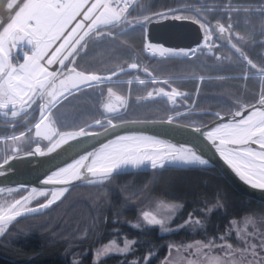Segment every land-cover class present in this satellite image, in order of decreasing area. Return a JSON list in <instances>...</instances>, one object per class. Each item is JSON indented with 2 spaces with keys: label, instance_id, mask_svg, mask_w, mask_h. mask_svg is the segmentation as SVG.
Returning <instances> with one entry per match:
<instances>
[{
  "label": "trees",
  "instance_id": "obj_1",
  "mask_svg": "<svg viewBox=\"0 0 264 264\" xmlns=\"http://www.w3.org/2000/svg\"><path fill=\"white\" fill-rule=\"evenodd\" d=\"M198 2L211 9L201 10L195 16L209 25L214 21L225 26L231 23L232 43H239L235 38L237 34L243 36L247 41L245 54L257 69L264 68V14L254 9L263 7L264 0H137L127 15L138 18L148 14L154 18L173 8L194 15L190 8L183 7ZM101 31L105 35L100 37L94 31L90 33L85 48L70 58L76 69L103 75L136 63L152 76L169 78L172 86L186 92L190 109L181 110L185 103L169 108L163 100L135 101L145 93L147 86L108 82L73 91L53 109L50 117L57 131L77 129L101 119L98 104L106 87L128 99L125 108L110 117L114 123L164 119L185 111V115L175 121L203 125L216 117L215 112L226 114L239 109L240 105H250L264 93V76L262 79L242 77L244 71L255 70L225 46L216 44L211 53L199 50L190 57L151 58L144 53L145 32L139 25L120 22L103 26ZM131 73H122L118 78ZM35 115L36 109L13 122L0 121V136L28 132ZM36 143L30 131V138L16 151L10 152L6 145L4 153L0 145V161ZM24 192L16 190L13 197ZM155 197L183 206L171 214L173 220L167 227L176 228L190 212L203 223L168 233L158 226L147 225L138 211ZM45 198L40 197L30 204H38ZM205 204L213 209L207 215ZM217 204L221 206L217 208ZM233 219L236 223L230 226ZM137 223L139 229L131 226ZM221 235L225 236L224 240L219 239ZM212 238H216L214 244H231L236 248L252 242L259 245L264 240V202L245 196L214 168L122 173L95 185L74 186L45 212L19 218L7 226L5 235L0 237V264H72L74 259L81 260L82 264H125L132 260L144 264L143 258L149 249L153 253L149 264H159L167 252V244L183 245L196 240L206 243ZM128 239L138 241L130 245L128 253L110 252L97 259L96 252L105 245L115 242L116 247H123Z\"/></svg>",
  "mask_w": 264,
  "mask_h": 264
},
{
  "label": "snow or ice",
  "instance_id": "obj_2",
  "mask_svg": "<svg viewBox=\"0 0 264 264\" xmlns=\"http://www.w3.org/2000/svg\"><path fill=\"white\" fill-rule=\"evenodd\" d=\"M19 5L15 7L18 9ZM128 8V0H124V7L120 12H116L106 0H27L23 11L14 15L4 23H0V111L7 116L9 112L12 117L18 115L17 106L21 108L27 106L32 108L37 100L43 101L39 104L40 121L36 123V136L43 137L49 143L47 152L36 149L28 152L27 155L39 154L41 156L56 152L62 145H67L70 141H76L85 137H97L109 132L112 128L122 127L124 122L114 124L112 119H97L88 127L103 129V132H89L85 128H80L78 132H60L54 131L45 124L48 114L61 105L73 91H79L82 87H91L93 84L101 83L111 77H103L95 74L86 75L84 72L77 71L75 67H68L66 61L78 55L87 45L86 39L90 33L100 37L105 35L100 26H107L120 19L121 15ZM14 9V8H13ZM9 9V10H13ZM247 11V10H246ZM264 14V9L259 10ZM167 18L168 13L160 14ZM175 19L186 20L184 16H174ZM145 16V23L149 21ZM196 23L203 30V40L208 43L213 32L218 29L219 36L230 45L243 62L250 67L256 68L253 61L245 54L244 47L247 44L245 38L236 35L239 43H232V24L227 27L217 22L215 26L197 20ZM111 35V33H107ZM149 38V36H148ZM244 41V44H240ZM238 44L240 46H238ZM27 45V50L23 56L13 54V49ZM150 48L159 49L161 56L166 53H182L188 57L194 54L201 45H196L192 49H170L159 44H149ZM209 48L212 47L208 44ZM217 59L221 57L217 56ZM57 64L60 67L56 71H49V66ZM131 67L137 68V64H131ZM67 69V75L64 70ZM123 71V69H121ZM264 72V68L260 69ZM147 72V69H145ZM116 74V73H115ZM113 75V73H112ZM64 76V78H61ZM202 79V78H201ZM58 81V85L55 83ZM165 85L168 81L163 82ZM49 89H52L49 91ZM158 96H165L169 100L179 94L175 88L172 91H165L159 88L156 92ZM153 93L149 92L148 96L152 97ZM182 95V94H179ZM120 99V98H117ZM108 113H115L116 107L109 103L103 106ZM103 115V113H102ZM185 113L176 112L175 116H169L166 121H151V123L175 125V120L182 118ZM219 122L212 126L203 128L195 127L190 129L198 134L204 141V144L197 146L190 142L171 143L161 140L156 135H146L145 133H126L116 135L114 139H108L106 143H101L99 148L93 147L91 151L72 159V162L65 166L58 167L42 181L43 185L51 187H32L30 191L25 186H20L19 191H28V195H21L19 199L0 204V237L5 235L7 226L11 225L17 218L24 217L30 213H38L41 209H49L52 205L61 201L69 192L70 186L76 181H87L89 184L94 183L89 176L100 180L108 179L117 169L125 165L140 167L148 163L152 169H164L167 165H208L209 159L205 158L203 151L212 150L218 154L219 159L234 173L239 181L248 185L252 189L264 191V93L259 97L258 104H250L246 107L239 106V110L231 114V118L224 122V118L219 113L215 114ZM137 121H133L136 123ZM145 123L144 121H138ZM44 125L43 131L41 126ZM23 136V133H21ZM58 137V138H57ZM15 141L16 136L8 137ZM257 145L258 147H253ZM12 157H6L4 164H8ZM3 175V173H0ZM12 192V188H0V192ZM50 197L38 207H29V202L34 197ZM221 205L217 204L219 208ZM182 205H173L172 211L182 208ZM205 215L213 211L204 205ZM142 220L150 226H159L162 232L179 231L191 224H201L202 220L194 219V213L190 212L187 218L182 221L176 228L167 227L173 216L169 214L163 218H157V215L149 211H142ZM236 221L230 220L229 225H234ZM139 229L140 224L131 225ZM208 242L196 240L195 243L182 245L183 248L190 251L195 248L197 253L203 249L213 247L214 240ZM220 240L225 236L221 235ZM138 243L136 240H125L123 247H116L115 242L107 244L103 249L96 252V257L102 254L117 252L128 253L130 245ZM168 250H178L177 245L167 244ZM231 251V244H224ZM252 249L251 255L253 260L247 264H264V256L255 259L257 250H264V240L257 244H249ZM246 251V250H245ZM152 250L145 254L144 264H149ZM72 264H82L81 260L74 259ZM125 264H140L139 260L125 262ZM161 264H173L166 256L162 259ZM187 264H199L195 259L187 260ZM211 264H227V260H220L214 257ZM235 264V262H233Z\"/></svg>",
  "mask_w": 264,
  "mask_h": 264
},
{
  "label": "water",
  "instance_id": "obj_3",
  "mask_svg": "<svg viewBox=\"0 0 264 264\" xmlns=\"http://www.w3.org/2000/svg\"><path fill=\"white\" fill-rule=\"evenodd\" d=\"M217 22L219 21L212 22L210 24V27L215 26ZM212 37L219 45L225 46L235 53V51L231 49L230 45L227 44L225 40L220 38L218 29L215 32H213ZM202 41H203L202 29H200L196 21L191 18H187L186 20L175 19L174 17H167L166 19L165 18L151 19L147 22L146 27H145V42L153 43V44L162 43L164 47L170 48V49H176V50L192 49L196 45H199V44L201 45ZM150 57H153V56H150ZM162 57H185V56L181 54V55H172V56L166 55V56L153 57V58H162ZM68 67L69 68L74 67L71 61L68 63ZM122 69L123 71L119 69V70H115L113 72L106 73L103 75H99L95 73H87V72H84V73L86 75L95 74V75H99L103 77H111L110 79H106L101 83L111 82L115 79V77L119 76L122 73L137 71V70H139L140 72L146 75H151L148 70L147 72H145V69L139 67L138 65H137V68H133L131 67V64H129L128 66ZM76 70L80 71L78 69ZM80 72H83V71H80ZM67 73H68V70L65 69L64 75H67ZM61 78H64V76H61ZM163 82L164 81H160L161 84H164ZM55 83L58 85L59 82L56 81ZM101 83H97V84H101ZM165 86L168 89L166 88L164 89L165 91H168V92L172 91V89L174 88L169 83ZM159 88H156V90L154 91L153 90L147 91L145 94L139 97L138 101L144 102V101H149L153 99H162L167 102V104L169 105V108H172L174 104H170L171 100H169L165 96H158L156 94ZM51 90L52 89H49V91ZM176 90L179 94H182V95L178 94L174 99H179L187 95V93L184 91H179L178 89ZM149 92L153 93L152 97L148 96ZM117 98H120V99H117ZM126 101H127V97L125 95H122L116 92L110 87H106L103 95L100 98V102L98 104V111L101 115V119L102 120L105 118L110 119L111 116L120 113L125 108ZM258 101L259 99L252 104H258ZM42 102L43 101H40V103ZM109 103L113 104L116 107L117 111L115 113H108L107 110L103 107L105 104H109ZM237 110L231 111L226 114H220V113L219 114L221 117L224 118V122H226L228 119L231 118V114ZM35 116H36V119L33 122L32 126L30 127V131H31L32 139L36 140L37 143L25 151L15 152V153H12L6 156V157H9V156L12 157V159L9 160V163L7 165L4 164V160L6 157L0 161V173H3V175H0V188H4V189L12 188L13 191H16V190H19L20 186H25L28 189V191H30L32 187H38V188L39 187H51L48 185H43L42 181L46 179V177L50 175L52 171H55L58 167L65 166L67 163L72 162V159L78 158V156L85 154L86 151H91L93 147L99 148L101 143H106L108 139H114L116 135L143 132L146 135H156L158 136L159 139L169 141L171 143L178 144L182 142H190V143L196 144L199 147L204 144V141L201 137L198 136V134L194 133L190 129H194L195 127L207 128V127L212 126L214 123L219 122L218 117L216 115H215L216 117L213 120L203 125H192V124H186V123L175 121V125L182 126V127H175L167 123H164V124L151 123V121H166L169 116L164 119L129 120V121H125L122 127L112 128L109 130V132L105 133L104 135L97 136L94 138L85 137V138H80L76 141H70L67 145H62L61 148L58 149L54 153L47 154L44 156H41L39 154L27 155L28 152L34 151L37 145H39L40 149L45 152H47V148L50 146L46 139H44L43 137L36 136L35 125L36 123L40 121L39 105L37 106ZM171 116H175V115H171ZM133 121H137V122L133 123ZM138 121H144L145 123H139ZM93 123L94 121L80 128H85L89 132H103V129L96 130V129H93L95 127H88V125H92ZM45 124H47L48 127L52 128L54 131H57L50 117V113L48 114V119L45 121ZM114 124H117V123H114ZM43 128H44V125L41 126L42 131H43ZM80 128L61 130L60 132H78ZM253 147H258V146L253 145ZM203 155L205 158L209 159L210 162L208 165L171 164V165H167L164 169L214 168L234 188L242 192L245 196L264 202V191L258 190V189H252L248 185L239 181L238 178L235 177L234 173H232L231 170L228 169L227 166L219 159L218 154L214 153V149L212 150L205 149L203 151ZM156 170H163V169H152L151 165L148 163H145L138 168L132 165H125L121 167L120 169H117L111 176L122 174V173L149 172V171H156ZM89 179L94 180L95 182L89 184L87 181H84V180L76 181L70 186V189L78 185H95V184H98L104 181L98 178H93L91 176H89ZM28 191H25L22 195L24 196L28 195ZM8 193L10 192L8 191L0 192V194H8ZM20 197L21 196H19L16 199H19ZM37 197H40V196H36L34 198H37ZM48 198L50 197H46L40 203L46 202ZM40 203L35 204V205H29V207H38ZM46 210L48 209H41L38 213H30V214L25 215L24 217L41 214L45 212ZM20 218H23V217H20Z\"/></svg>",
  "mask_w": 264,
  "mask_h": 264
},
{
  "label": "rangeland",
  "instance_id": "obj_4",
  "mask_svg": "<svg viewBox=\"0 0 264 264\" xmlns=\"http://www.w3.org/2000/svg\"><path fill=\"white\" fill-rule=\"evenodd\" d=\"M15 1L16 0H8L7 4L9 6H11ZM26 3H27V1H26ZM202 5H203V3L198 2V3L194 4V5L183 7V8H190L194 15L187 14L185 11H181V9H175V8L169 9V11L162 12V13H168L167 17H174V16H177V15L184 16V17L187 16V18H191V19H193L195 21L200 20L201 22H204L202 19H198L195 16V14H197L198 12H201V10H204V9L208 10V9H211V8H209V7L206 8V7H203ZM23 8H22L21 11H23ZM243 8H245V7H243ZM262 8L264 9V6L261 7V8H254V9L257 10V9H262ZM162 13H158L157 15H155L156 17H154V18H150L151 15H148V14H141L140 16H137L138 18H132V17H129V16H128V18H129V20H130V22L132 24H137L140 27H142L143 25L146 24V22L142 23L144 21V17L145 16L149 17L150 19H161V18H163L160 15ZM202 33H203V30H202ZM208 44H211L212 47L209 48ZM216 44H218V43L214 40L213 37H211L210 41L208 43H205V45L203 47L197 48V51L204 50L207 53H211L212 52L211 50H212L213 46H215ZM27 47H28L27 45H24V46H21V47H19L17 49H13V54H17L18 53L19 56L22 57L24 51L27 50ZM230 51L233 52L232 50H230ZM234 54H236V53H234ZM236 55L238 56V54H236ZM59 67L60 66L57 65V64L51 65V66H49V71H56ZM253 69L255 70V72H249V71L246 70V71H244L241 74V76L242 77L254 76V77H259L260 79H262V77L264 76V72H261L260 69H257V68H253ZM136 74L139 75L138 73H136ZM130 75H135V73H131ZM156 77H158V76H156ZM161 78H163V79H165L167 81L170 80L169 78H166V77H160V79ZM117 79H119V80H117ZM120 79H122V78H116V80L113 81V82L114 83L123 82V81H120ZM124 83L129 84L127 82H124ZM143 83L146 84V83H149V82L144 81ZM131 84H135V85L141 87L139 85L138 81H135V82L133 81V82H131ZM95 85H98V84H95ZM191 98H193V95H192ZM138 99L139 98L136 97L134 100L138 101ZM39 103H40V100L38 99L37 103L35 105H33L32 108H28L27 106H24L23 108H21L20 106H18L17 109H16L17 112H18V115L16 117H12L10 112H9V114L7 116H5L3 114V111H0V121H2V122H5V121L13 122V121L17 120L18 118H21L22 116H24L27 112H29V110L37 109V106L39 105ZM126 103H127V101H126ZM182 106H183V109H181V110L190 109V106H187L186 103L184 105H182ZM21 133H23L24 137L21 136ZM21 133L13 134V135L10 136V137L16 136L17 139L15 141H13L11 139H8V140H10V142H8V140H6V139L0 140V145L2 147L1 150H3V152L5 153V150L3 148H6V145H8V147H10V149H11L10 152L18 150L20 148L19 145H21L24 142V140L30 138V130L29 129H28V132L26 131V132H21ZM13 192H10L8 194H0V204L7 203L9 201H13L14 199L18 198V196L17 197H13ZM39 198L40 197L34 198L32 201L29 202V205H31L30 204L31 202H33L34 200H37ZM173 205H175V204H173L172 202H167V201H165V200H163L161 198H158V197L152 198L149 201H146L144 203V205L138 211L140 219L142 220V215H141L142 211L152 212L153 214L157 215V218L166 217L169 214L173 213V211H172V206ZM190 243H195V241L190 242ZM253 243L254 242H252V244ZM254 244H256V243H254ZM183 245H185V244H183ZM222 245H224V244L216 242L215 244H213V247H211L209 249H203L202 248L199 253H197L195 248H193L190 251H188L185 248H183L182 245H177L178 250H174V251L170 252L167 249V252H166V254H165V256L163 258H165L167 256L173 262V264H187V260H189V259H195V260H197L199 262V264H211V262H212L214 257H218L220 260H227V264H233V262H235V264H247L248 261H251V260L254 259V257L251 255L252 249L249 248L248 246H245V247H242V248L232 247L231 251H229V249H227L225 247H222ZM261 253H263V251L262 250L260 251L258 249L257 250V256L255 257V259H259L260 257L264 256V254H261ZM102 255H105V254H102ZM161 261H160L159 264H161Z\"/></svg>",
  "mask_w": 264,
  "mask_h": 264
},
{
  "label": "bare ground",
  "instance_id": "obj_5",
  "mask_svg": "<svg viewBox=\"0 0 264 264\" xmlns=\"http://www.w3.org/2000/svg\"><path fill=\"white\" fill-rule=\"evenodd\" d=\"M94 0H91V2H93ZM8 0H0V23H4L7 20H9L13 15H14V11L17 10V15H19V13L21 12L26 0H16L11 6H9L7 4ZM19 5L18 9H15V7ZM22 7V8H21ZM14 8V9H13ZM9 9H13V10H9ZM149 44H153V43H145L144 46V50L146 51L145 53L148 54L149 56H153V57H160V53H159V49H154V48H150L147 45ZM205 45V41L203 40V42L201 43V46ZM182 53L176 52V53H166L164 56L166 55H181Z\"/></svg>",
  "mask_w": 264,
  "mask_h": 264
},
{
  "label": "built area",
  "instance_id": "obj_6",
  "mask_svg": "<svg viewBox=\"0 0 264 264\" xmlns=\"http://www.w3.org/2000/svg\"><path fill=\"white\" fill-rule=\"evenodd\" d=\"M27 1V0H26ZM137 0H128V8L126 11L123 12V14L121 15L120 19L116 20L114 23H119V22H130L129 18H128V11L130 10V8L133 6V4L136 2ZM106 2L116 11V12H120L121 8L124 7V0H106ZM26 4V2H25ZM24 4V6H25ZM23 6V7H24ZM22 8V7H21ZM142 28L145 29V26L143 25ZM246 75V74H245ZM154 78H150V77H146V78H138L136 76L132 77H128L125 79L126 82H135L138 81L139 85H143L144 81H151Z\"/></svg>",
  "mask_w": 264,
  "mask_h": 264
},
{
  "label": "flooded vegetation",
  "instance_id": "obj_7",
  "mask_svg": "<svg viewBox=\"0 0 264 264\" xmlns=\"http://www.w3.org/2000/svg\"><path fill=\"white\" fill-rule=\"evenodd\" d=\"M151 83H149V84H145V85H143V87H145V86H147V88H146V90H145V93L147 92V91H149V90H156V88H159V87H161V88H166V89H168L164 84H161V83H157L156 84V78H154L153 80H151L150 81ZM174 88H176V87H174ZM176 89H178V88H176ZM179 90V89H178ZM179 91H181V90H179ZM122 94V93H121ZM156 100H162V99H153L152 101H156ZM150 101V100H149ZM166 104H167V102L165 101V100H163ZM186 101H187V95L185 96V97H182V98H179V99H174V100H171V102H170V104H174V106L172 107V108H175V107H179L181 104H184V103H186ZM145 102V101H144ZM168 105V104H167ZM168 107H169V105H168ZM215 114V113H214Z\"/></svg>",
  "mask_w": 264,
  "mask_h": 264
}]
</instances>
